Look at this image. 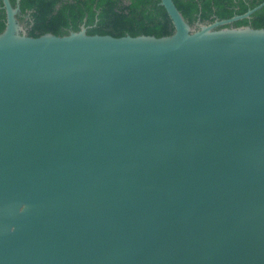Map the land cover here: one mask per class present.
I'll return each instance as SVG.
<instances>
[{"label":"water","instance_id":"95a60500","mask_svg":"<svg viewBox=\"0 0 264 264\" xmlns=\"http://www.w3.org/2000/svg\"><path fill=\"white\" fill-rule=\"evenodd\" d=\"M2 0L0 264H264V29L26 34Z\"/></svg>","mask_w":264,"mask_h":264},{"label":"trees","instance_id":"16d2710c","mask_svg":"<svg viewBox=\"0 0 264 264\" xmlns=\"http://www.w3.org/2000/svg\"><path fill=\"white\" fill-rule=\"evenodd\" d=\"M16 0H10L15 6ZM183 18L193 25L197 21L212 23L242 15L264 0H172ZM20 13L26 34L38 37L45 33L56 36L86 27L88 35L169 36L172 22L160 0H20ZM5 26V11L0 0V33ZM250 26L264 29V6L249 18L225 27Z\"/></svg>","mask_w":264,"mask_h":264},{"label":"flooded vegetation","instance_id":"af4514ba","mask_svg":"<svg viewBox=\"0 0 264 264\" xmlns=\"http://www.w3.org/2000/svg\"><path fill=\"white\" fill-rule=\"evenodd\" d=\"M17 17H18V20L19 21H20V18H23L24 20H26V18H27L26 15H22V14L18 15Z\"/></svg>","mask_w":264,"mask_h":264},{"label":"rangeland","instance_id":"374dc122","mask_svg":"<svg viewBox=\"0 0 264 264\" xmlns=\"http://www.w3.org/2000/svg\"><path fill=\"white\" fill-rule=\"evenodd\" d=\"M20 23L23 24L21 21H20ZM23 26H24V24H23Z\"/></svg>","mask_w":264,"mask_h":264}]
</instances>
